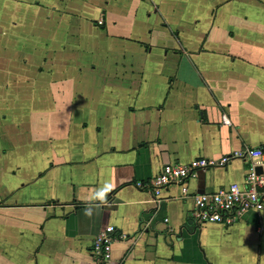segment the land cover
<instances>
[{
	"label": "crops",
	"instance_id": "obj_1",
	"mask_svg": "<svg viewBox=\"0 0 264 264\" xmlns=\"http://www.w3.org/2000/svg\"><path fill=\"white\" fill-rule=\"evenodd\" d=\"M0 16V264H264V206L196 214L249 157L198 170L187 196L151 184L264 149V0H0Z\"/></svg>",
	"mask_w": 264,
	"mask_h": 264
},
{
	"label": "built area",
	"instance_id": "obj_2",
	"mask_svg": "<svg viewBox=\"0 0 264 264\" xmlns=\"http://www.w3.org/2000/svg\"><path fill=\"white\" fill-rule=\"evenodd\" d=\"M224 121H228L226 115ZM246 156L252 160L244 184L232 183L214 192L196 194L194 199L197 216L201 219L219 222H231L237 215L250 209L264 206V149L262 147L246 148L234 155H227L219 162L205 157L195 158L189 163H168L151 179L157 191L178 184L185 196L189 194L188 180L197 175L198 170L212 165H224L236 157ZM262 168V172L257 171ZM116 227L107 225L101 230L94 242V254L103 262L110 259Z\"/></svg>",
	"mask_w": 264,
	"mask_h": 264
},
{
	"label": "rangeland",
	"instance_id": "obj_3",
	"mask_svg": "<svg viewBox=\"0 0 264 264\" xmlns=\"http://www.w3.org/2000/svg\"><path fill=\"white\" fill-rule=\"evenodd\" d=\"M1 17V19H3L5 22H7L8 20H7V18H4V17H7V16H0ZM7 29L8 28H6V29H4L3 30V32H7ZM34 29H32V30H18V31H15L16 33L14 34L15 36V38H14V40H15V43L14 44H16V43H19L17 46H16V51H15V53L16 54H22V52L21 51H24L25 50V47H24V40L26 39V40H31V36L33 35V31ZM2 33V32H1Z\"/></svg>",
	"mask_w": 264,
	"mask_h": 264
},
{
	"label": "water",
	"instance_id": "obj_4",
	"mask_svg": "<svg viewBox=\"0 0 264 264\" xmlns=\"http://www.w3.org/2000/svg\"><path fill=\"white\" fill-rule=\"evenodd\" d=\"M257 171L258 172H262V168L261 167H257Z\"/></svg>",
	"mask_w": 264,
	"mask_h": 264
}]
</instances>
